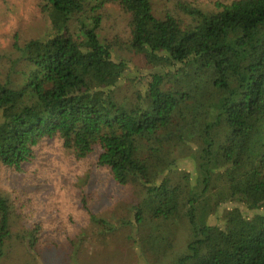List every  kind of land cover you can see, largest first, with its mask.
I'll return each instance as SVG.
<instances>
[{
	"label": "trees",
	"instance_id": "16d2710c",
	"mask_svg": "<svg viewBox=\"0 0 264 264\" xmlns=\"http://www.w3.org/2000/svg\"><path fill=\"white\" fill-rule=\"evenodd\" d=\"M35 7L50 31L13 45L30 70L20 89L0 80V165L21 171L48 138L77 159L98 147L96 164L132 195L146 264H264V0H178L162 17L152 0ZM115 16L121 33L101 37ZM11 207L0 193V256ZM37 230L16 235L29 251Z\"/></svg>",
	"mask_w": 264,
	"mask_h": 264
},
{
	"label": "rangeland",
	"instance_id": "374dc122",
	"mask_svg": "<svg viewBox=\"0 0 264 264\" xmlns=\"http://www.w3.org/2000/svg\"><path fill=\"white\" fill-rule=\"evenodd\" d=\"M35 1L0 0V80L14 89L26 83L30 67L13 45L50 31V23L37 12ZM176 1L152 0L156 15L162 17ZM186 1L205 9L217 0ZM121 27L122 17L104 18L101 37L118 35ZM118 55L142 66L138 56L127 51ZM133 89L122 81L116 88L117 99L132 101ZM99 152L95 147L77 159L58 139L48 138L38 145L33 159L22 164L21 171L0 165V193L12 202L11 236L0 264H146L128 222L132 195L114 182L106 168L96 164ZM179 166L189 167L188 161ZM93 218L101 223L97 225ZM34 228L38 229L37 240L34 250L29 251L27 242L16 235L30 234ZM183 245L184 236L179 234L175 249Z\"/></svg>",
	"mask_w": 264,
	"mask_h": 264
}]
</instances>
